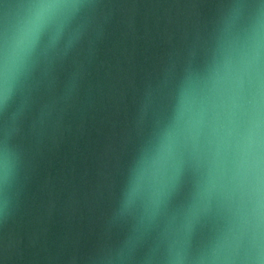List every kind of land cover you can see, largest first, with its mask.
Returning <instances> with one entry per match:
<instances>
[{
	"label": "water",
	"instance_id": "obj_1",
	"mask_svg": "<svg viewBox=\"0 0 264 264\" xmlns=\"http://www.w3.org/2000/svg\"><path fill=\"white\" fill-rule=\"evenodd\" d=\"M27 0H0V34ZM59 39L42 37L30 72L0 107V145L17 157L0 264H163L181 178L151 224L119 213L132 160L163 124L177 85L215 45L222 20L259 0H80ZM207 236L197 224L195 254Z\"/></svg>",
	"mask_w": 264,
	"mask_h": 264
},
{
	"label": "clouds",
	"instance_id": "obj_2",
	"mask_svg": "<svg viewBox=\"0 0 264 264\" xmlns=\"http://www.w3.org/2000/svg\"><path fill=\"white\" fill-rule=\"evenodd\" d=\"M80 0H27L0 34V107L30 72L42 37L54 44ZM15 152L0 145V218L11 212ZM187 202L161 233L163 264H264V0L246 18L227 15L202 67L177 85L166 121L132 160L119 213L151 224L181 178ZM197 224L207 236L195 254Z\"/></svg>",
	"mask_w": 264,
	"mask_h": 264
}]
</instances>
